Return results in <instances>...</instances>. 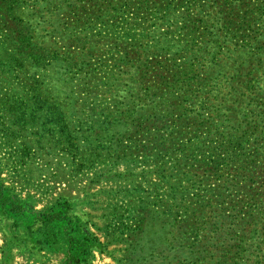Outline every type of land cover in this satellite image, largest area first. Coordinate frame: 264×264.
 <instances>
[{
  "label": "rangeland",
  "instance_id": "1",
  "mask_svg": "<svg viewBox=\"0 0 264 264\" xmlns=\"http://www.w3.org/2000/svg\"><path fill=\"white\" fill-rule=\"evenodd\" d=\"M1 255L264 264V0H0Z\"/></svg>",
  "mask_w": 264,
  "mask_h": 264
},
{
  "label": "crops",
  "instance_id": "2",
  "mask_svg": "<svg viewBox=\"0 0 264 264\" xmlns=\"http://www.w3.org/2000/svg\"><path fill=\"white\" fill-rule=\"evenodd\" d=\"M7 247L9 248V245H7ZM34 249H37V251H38V247H37V245L35 246V247H33ZM13 252V249H11L10 250V253H12ZM44 253V252H43ZM12 258V255H1L0 256V264H6V263H8L9 261H10V259ZM55 258H56V256H55ZM54 258V259H55ZM9 260V261H8ZM55 261V260H54ZM14 263V262H13ZM29 264H33L31 261L30 262H28ZM34 263H37V264H39V262H37V261H34ZM18 264V263H17Z\"/></svg>",
  "mask_w": 264,
  "mask_h": 264
},
{
  "label": "trees",
  "instance_id": "3",
  "mask_svg": "<svg viewBox=\"0 0 264 264\" xmlns=\"http://www.w3.org/2000/svg\"><path fill=\"white\" fill-rule=\"evenodd\" d=\"M51 214H53V215H51ZM45 216H46L48 219H50V218H53L54 216H57V215H56V212H50L49 214L44 215V217H45ZM46 217H45V218H46ZM42 227H43V225H42ZM71 263H72V262H71Z\"/></svg>",
  "mask_w": 264,
  "mask_h": 264
}]
</instances>
